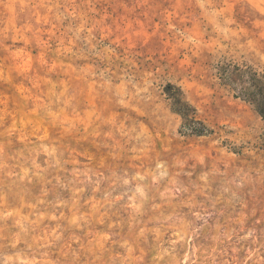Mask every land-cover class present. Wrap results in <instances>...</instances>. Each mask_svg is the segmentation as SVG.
Here are the masks:
<instances>
[{
    "label": "rangeland",
    "instance_id": "obj_1",
    "mask_svg": "<svg viewBox=\"0 0 264 264\" xmlns=\"http://www.w3.org/2000/svg\"><path fill=\"white\" fill-rule=\"evenodd\" d=\"M254 72L264 0H0V264H264Z\"/></svg>",
    "mask_w": 264,
    "mask_h": 264
},
{
    "label": "trees",
    "instance_id": "obj_2",
    "mask_svg": "<svg viewBox=\"0 0 264 264\" xmlns=\"http://www.w3.org/2000/svg\"><path fill=\"white\" fill-rule=\"evenodd\" d=\"M163 92L171 101L173 111L181 117V129L184 133L202 136L208 132L204 123L197 119L195 109L183 100L179 87L167 83ZM239 93L244 100L255 106L264 122V75L257 72L252 73L248 87H242Z\"/></svg>",
    "mask_w": 264,
    "mask_h": 264
}]
</instances>
